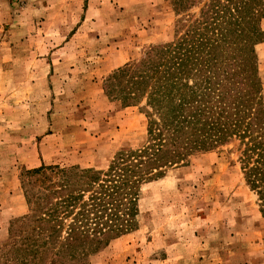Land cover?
Wrapping results in <instances>:
<instances>
[{
  "label": "rangeland",
  "instance_id": "374dc122",
  "mask_svg": "<svg viewBox=\"0 0 264 264\" xmlns=\"http://www.w3.org/2000/svg\"><path fill=\"white\" fill-rule=\"evenodd\" d=\"M180 17L170 0H0V264L30 214L27 171H105L146 145L145 101L124 106L106 80L172 42ZM255 51L264 98V36ZM238 144L164 168L141 187L136 229L88 248L82 263L264 264V213Z\"/></svg>",
  "mask_w": 264,
  "mask_h": 264
},
{
  "label": "trees",
  "instance_id": "16d2710c",
  "mask_svg": "<svg viewBox=\"0 0 264 264\" xmlns=\"http://www.w3.org/2000/svg\"><path fill=\"white\" fill-rule=\"evenodd\" d=\"M170 1L181 16L174 40L151 47L105 85L124 106L145 101L146 145L119 152L105 171H27L30 214L20 220L8 264H83L88 248L136 229L142 185L193 153L233 142L264 213V98L255 51L264 0ZM195 7L199 14H189Z\"/></svg>",
  "mask_w": 264,
  "mask_h": 264
}]
</instances>
